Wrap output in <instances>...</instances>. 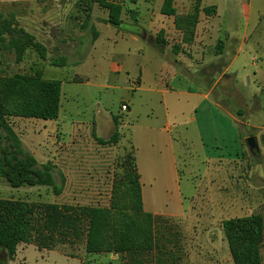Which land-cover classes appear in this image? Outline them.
Returning a JSON list of instances; mask_svg holds the SVG:
<instances>
[{
	"label": "rangeland",
	"instance_id": "1",
	"mask_svg": "<svg viewBox=\"0 0 264 264\" xmlns=\"http://www.w3.org/2000/svg\"><path fill=\"white\" fill-rule=\"evenodd\" d=\"M164 1L139 0L133 10L140 14L133 19L132 26L124 27L125 30L141 33L147 29L152 14L160 15ZM173 2L178 14H183L192 12L195 0ZM52 5L47 0H0V76H36L39 68L46 66V78L63 82L58 119L10 120L24 151L31 155L35 152L39 166L52 164L55 181L58 185L63 183V190L59 196H54L50 188L13 189L0 180V198L24 200L30 204L104 207L108 205L113 181L122 175L123 162L131 155V115L122 112L121 105L133 95L135 75L122 71L118 76L110 71L113 62L120 64L112 59L114 38L100 40L95 51L84 43L76 54L67 56L60 39L53 37L55 32L44 25L50 18L59 19V11H53ZM212 6L216 8L215 15L204 17L201 12L203 18L198 33L210 34L204 42L197 43L199 58L198 63H194L192 81L195 90L204 93L207 91L200 84L202 76L204 83L220 79L209 101L221 105L222 110L235 118V123L216 107L208 108L206 102L201 104L200 97L180 95L177 80L172 81L170 75L164 82L172 89L170 93H175L164 96V101L173 95L174 104H177L167 107L168 121L164 116L166 107L162 96L156 94L155 98L162 114L156 121L157 127L163 128L167 122L172 129L171 135L179 136L180 140L187 128V137L192 142L185 147L181 143L177 149L176 179L145 187L149 190L145 196L146 210L165 217L173 216L163 220L180 232L183 253L180 264H205L217 256L229 257L223 222L253 214L264 216V183H261L264 182V0H201V11ZM78 15L73 5L69 17L72 21L68 23L76 24ZM125 18L129 19L128 12ZM13 29H22L32 38L33 44L46 48V58L39 57L33 47L27 49L22 61L16 62L5 39V32ZM219 41L224 43L223 55L215 49ZM154 51L157 55V47ZM62 61L66 63L64 68L53 65V62ZM200 61L206 65L201 67ZM213 61L215 66L209 67ZM224 63L229 66L226 75H222ZM40 75L43 77L41 72ZM98 84L118 86V89H100ZM99 110L104 115L98 119ZM219 112L228 122L219 117ZM194 116L195 122H192L190 119ZM107 118H113L118 125L120 137L115 146L98 142V139H109L114 131ZM249 137L257 140L259 152L255 155L246 146ZM163 151L165 155V149ZM46 243L48 245L42 250L34 242L20 244L12 260L1 253L0 264H126L118 256L87 254L84 236L74 242L70 235L55 237L52 243Z\"/></svg>",
	"mask_w": 264,
	"mask_h": 264
},
{
	"label": "trees",
	"instance_id": "2",
	"mask_svg": "<svg viewBox=\"0 0 264 264\" xmlns=\"http://www.w3.org/2000/svg\"><path fill=\"white\" fill-rule=\"evenodd\" d=\"M78 1L84 4L83 12L90 11L91 3H97L108 12L106 22L124 31V27L129 25L123 23V13H135L129 7H123L118 0ZM131 2L135 3V0ZM172 4L171 0H165L160 12L174 17L175 28L182 32L183 43L193 41L201 12L205 16L216 13L213 6L201 11V0H195L192 12L179 16ZM5 34L16 62L22 61L27 49L33 47L39 57L46 58L47 49L33 44L32 38L22 29L9 30ZM154 43L157 47L164 44L160 36ZM215 49L222 55L224 43L219 41ZM64 64L65 61L53 62L54 66ZM227 66L226 63L222 65L223 69ZM60 93L61 82L45 80L40 72L36 76H0V180L11 188L46 187L52 189L54 196L61 194L63 183H56L53 165L39 166L35 157L24 151L10 123L13 118L56 120L59 117ZM119 137L118 129H115L109 139H98V142L104 146H115ZM122 166L123 173L113 181L108 205L104 207L30 204L24 200L0 198V249L7 260L14 258L20 244L34 242L42 250L48 245L46 241L52 243L55 237L70 235L72 242L84 236L85 252L89 255H114L124 259L126 264H180L183 259L180 232L174 225L143 209L133 151ZM223 229L233 264H264L261 255L264 216L253 214L228 219L223 222Z\"/></svg>",
	"mask_w": 264,
	"mask_h": 264
},
{
	"label": "crops",
	"instance_id": "3",
	"mask_svg": "<svg viewBox=\"0 0 264 264\" xmlns=\"http://www.w3.org/2000/svg\"><path fill=\"white\" fill-rule=\"evenodd\" d=\"M47 1L53 4L51 8L53 9V11L58 9L60 16L59 19L50 18L51 20L48 23H44V25L47 27V30H50L52 33L53 31L55 32L53 37L55 36L57 37V39H60V41L62 42V46H65L67 56L76 54L78 49H80V47L82 48L84 43H88V45H90L91 47L90 50L95 51L96 45L100 42V40L104 38L106 40L114 38L115 47L113 48L112 59H116L120 64H114L113 62L110 67V71L117 74L118 76L122 71H124L127 75L132 72L135 75L134 77L136 82L135 84H132L134 88V90L132 91L133 95L127 98V100L124 102L126 103L125 105H121V107L123 105L127 107L126 110H122L121 108V111L129 112V115H131L129 146L132 149L131 151H133L135 165L139 173L143 209L145 212L150 213L155 217H159L161 219H172L173 216L165 217L160 214L151 213L146 210L145 206V196L149 191L145 189V187L154 185V183H164L165 181L173 178L176 179L178 177L176 169L177 149L179 148V145L181 143L184 147L192 145L189 137H187V128L185 129V132L182 136L183 140H180L181 138H179V136H176L175 138L174 135H171L172 129L167 122L165 123L163 128L157 127L156 121L158 118L161 119L162 114L160 113V107L156 104L155 101L156 94L162 96L164 107H166V113L164 114L166 121H168L167 107L177 104V102H175L174 104V98L172 97L173 95H170L171 97L167 102L164 101V96L175 93H170L172 89L168 88L166 82H164L165 77L170 75L172 81L177 80L176 87L179 89L180 95L200 97L202 99L201 104H204V102H206L208 108L216 107L217 109H219V111H223V113H225L226 116L231 119V122L235 123L236 121L230 113H228L226 110H222L223 107H221V105H219L216 101H209V95L211 94L213 88L220 82V79H217L213 83L212 81H207V83H204V77L202 76L200 84L204 85L206 89L205 91H207L204 93L195 90L196 87L194 86L192 81V77L195 73L194 63H198L199 58L197 56L198 53H196V51L198 52L197 43L204 42L207 35L210 34L208 33L202 36L198 33L200 27L199 23L203 18V14L200 13L199 15V22L196 27L194 39L191 43L182 42L183 35L181 31L175 28L174 17L162 15L161 12L160 15L157 16H153L152 14V18L147 25V29L142 30L146 33L147 36H151L153 38V41L149 42L147 41V38H142L140 36V33L136 34L133 32H127L108 24L106 22V20L108 19L107 10L99 7L97 3H91L90 11L83 12L82 10L85 9V7L83 6L84 4L78 2V0ZM118 1L123 7H129V9L133 10V8H137V3L139 0H135V3H132L131 0ZM144 1L150 2V0ZM171 1L173 3V8L176 10L177 8L174 7L175 3L173 2V0ZM73 5L79 14L75 19V21L77 22L76 24L68 23L69 17H71V9ZM125 13L126 12L123 13L121 18L123 23L126 25H133V19L136 17V15L140 14L139 11L135 10V13L129 14V19L127 20L125 18ZM147 13H149L148 9ZM188 13L189 12L178 14L177 12V15L185 16ZM100 14H102V16ZM51 15L52 14L50 13V16ZM204 17L211 16L204 15ZM71 27L76 28L73 29ZM78 27L81 30H79ZM70 32L73 33L72 36H70ZM50 36L52 37V34H50ZM157 36H160L163 40L164 44L162 47H157V45L154 43V40ZM156 47L158 50L157 55H155L156 53L154 51ZM64 57L66 58V56ZM215 64V61H213L209 64V67L215 66ZM199 65L203 67L206 64H204V62L201 63L200 61ZM42 67L43 66H41L39 69L43 74V79L56 80L46 78L45 75L48 73V71L45 69L46 66H44V68ZM62 68H64V66ZM228 70L229 66L225 68L222 75L228 74ZM202 74L203 73H201V75ZM117 81L119 82V79ZM60 82L61 107L63 82ZM97 88L118 89V86H105L103 84H98ZM122 89L132 90V88ZM201 104L199 106H201ZM219 114L220 118L227 121V118L224 115H222L220 112ZM102 115H104V113L102 112V110H99L98 119L102 118ZM209 117L212 118V115H209ZM106 120L107 123H110V126L111 124H113L114 131L118 128V125L117 123H115L113 118H107ZM190 120L192 122H195V116ZM93 121L95 122V119H93ZM164 133L166 134L165 136L163 135ZM198 137L200 144L202 145V138L199 135ZM163 149H165V155L163 154ZM167 151H169V154L166 155ZM32 154L34 157L36 156L35 152ZM18 248L19 246L17 247V250ZM262 249H264V244H262L261 255ZM0 253L4 252L0 249ZM262 259H264V255H262ZM197 260L198 259L196 258V261ZM205 264H233V261L230 256L228 257V255L225 257L217 256L215 257V259L210 260L209 263L206 261Z\"/></svg>",
	"mask_w": 264,
	"mask_h": 264
},
{
	"label": "water",
	"instance_id": "4",
	"mask_svg": "<svg viewBox=\"0 0 264 264\" xmlns=\"http://www.w3.org/2000/svg\"><path fill=\"white\" fill-rule=\"evenodd\" d=\"M140 36L142 38H147V41H149V42H152L153 41V38L151 36H147L144 31H142L140 33ZM245 143H246V146H247L249 152L252 155H255L256 153L259 152V147H258L257 140H256L255 137H249V138H247L246 141H245Z\"/></svg>",
	"mask_w": 264,
	"mask_h": 264
},
{
	"label": "built area",
	"instance_id": "5",
	"mask_svg": "<svg viewBox=\"0 0 264 264\" xmlns=\"http://www.w3.org/2000/svg\"><path fill=\"white\" fill-rule=\"evenodd\" d=\"M121 108H122V110H126L127 109V107L124 106V105Z\"/></svg>",
	"mask_w": 264,
	"mask_h": 264
},
{
	"label": "flooded vegetation",
	"instance_id": "6",
	"mask_svg": "<svg viewBox=\"0 0 264 264\" xmlns=\"http://www.w3.org/2000/svg\"><path fill=\"white\" fill-rule=\"evenodd\" d=\"M0 255H1V253H0ZM0 260H1V256H0Z\"/></svg>",
	"mask_w": 264,
	"mask_h": 264
}]
</instances>
